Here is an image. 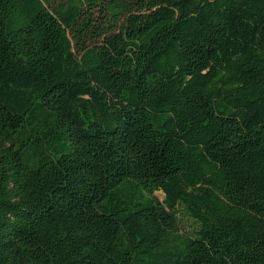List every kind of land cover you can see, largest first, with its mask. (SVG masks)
<instances>
[{
    "label": "trees",
    "instance_id": "obj_1",
    "mask_svg": "<svg viewBox=\"0 0 264 264\" xmlns=\"http://www.w3.org/2000/svg\"><path fill=\"white\" fill-rule=\"evenodd\" d=\"M0 264H264V0H0Z\"/></svg>",
    "mask_w": 264,
    "mask_h": 264
},
{
    "label": "rangeland",
    "instance_id": "obj_2",
    "mask_svg": "<svg viewBox=\"0 0 264 264\" xmlns=\"http://www.w3.org/2000/svg\"><path fill=\"white\" fill-rule=\"evenodd\" d=\"M156 195H157V197H158L159 199H161V200L163 199V195H162L161 193H157Z\"/></svg>",
    "mask_w": 264,
    "mask_h": 264
}]
</instances>
